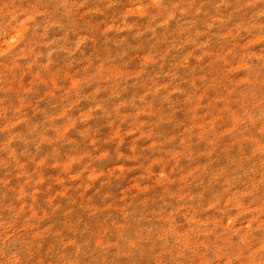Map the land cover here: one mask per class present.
I'll return each mask as SVG.
<instances>
[{"label":"clouds","instance_id":"obj_1","mask_svg":"<svg viewBox=\"0 0 264 264\" xmlns=\"http://www.w3.org/2000/svg\"><path fill=\"white\" fill-rule=\"evenodd\" d=\"M0 264H264V0H0Z\"/></svg>","mask_w":264,"mask_h":264}]
</instances>
